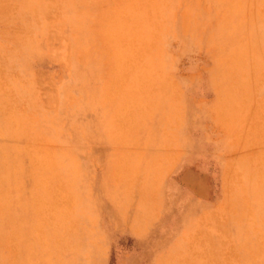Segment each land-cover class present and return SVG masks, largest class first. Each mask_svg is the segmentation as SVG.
Here are the masks:
<instances>
[{"label": "rangeland", "instance_id": "rangeland-1", "mask_svg": "<svg viewBox=\"0 0 264 264\" xmlns=\"http://www.w3.org/2000/svg\"><path fill=\"white\" fill-rule=\"evenodd\" d=\"M0 264H264V0H0Z\"/></svg>", "mask_w": 264, "mask_h": 264}]
</instances>
